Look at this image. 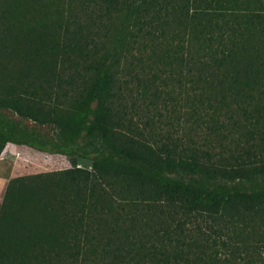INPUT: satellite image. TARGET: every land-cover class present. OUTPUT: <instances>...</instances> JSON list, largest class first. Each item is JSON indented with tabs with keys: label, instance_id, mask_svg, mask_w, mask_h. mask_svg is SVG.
<instances>
[{
	"label": "trees",
	"instance_id": "1",
	"mask_svg": "<svg viewBox=\"0 0 264 264\" xmlns=\"http://www.w3.org/2000/svg\"><path fill=\"white\" fill-rule=\"evenodd\" d=\"M8 143L91 165L8 180L0 264H264V0H0Z\"/></svg>",
	"mask_w": 264,
	"mask_h": 264
},
{
	"label": "rangeland",
	"instance_id": "2",
	"mask_svg": "<svg viewBox=\"0 0 264 264\" xmlns=\"http://www.w3.org/2000/svg\"><path fill=\"white\" fill-rule=\"evenodd\" d=\"M48 129L53 132L52 128ZM73 164L90 167L91 161L82 157L72 161L62 154L40 151L25 144L16 146L8 143L0 152V200L8 180L13 176L59 169Z\"/></svg>",
	"mask_w": 264,
	"mask_h": 264
}]
</instances>
